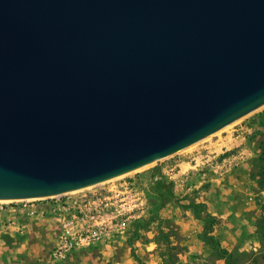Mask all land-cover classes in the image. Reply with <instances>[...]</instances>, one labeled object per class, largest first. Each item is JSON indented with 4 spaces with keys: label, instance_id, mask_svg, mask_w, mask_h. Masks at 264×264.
I'll list each match as a JSON object with an SVG mask.
<instances>
[{
    "label": "water",
    "instance_id": "95a60500",
    "mask_svg": "<svg viewBox=\"0 0 264 264\" xmlns=\"http://www.w3.org/2000/svg\"><path fill=\"white\" fill-rule=\"evenodd\" d=\"M264 106V0H0V200L84 189Z\"/></svg>",
    "mask_w": 264,
    "mask_h": 264
},
{
    "label": "rangeland",
    "instance_id": "374dc122",
    "mask_svg": "<svg viewBox=\"0 0 264 264\" xmlns=\"http://www.w3.org/2000/svg\"><path fill=\"white\" fill-rule=\"evenodd\" d=\"M195 159L199 165L191 168ZM129 178L146 184L145 215L132 220L123 235L78 252L63 263L49 256L44 222L12 213L20 201L0 202V258L8 253L24 264H165L170 259L164 253L172 244L177 247L173 256L179 254L175 264H224L202 238L207 217L212 216L216 219L213 236L224 250L249 254L241 258V264H264V246L255 227L264 201L259 184L264 186V106L190 150L117 180ZM51 198L55 197L36 200ZM5 224L13 225L7 228Z\"/></svg>",
    "mask_w": 264,
    "mask_h": 264
},
{
    "label": "built area",
    "instance_id": "2783aa9c",
    "mask_svg": "<svg viewBox=\"0 0 264 264\" xmlns=\"http://www.w3.org/2000/svg\"><path fill=\"white\" fill-rule=\"evenodd\" d=\"M198 165L195 159V164L190 167ZM95 187L74 194L52 196L55 198L46 202L19 199L18 207L13 208L12 213L22 214L36 223L44 222V241H50L47 246L49 256L54 262L63 263L78 252L123 235L128 224L147 211L148 199L143 181L131 178ZM0 222L3 221L0 219ZM13 224H5L4 227L9 228ZM36 235L35 239H38Z\"/></svg>",
    "mask_w": 264,
    "mask_h": 264
},
{
    "label": "trees",
    "instance_id": "16d2710c",
    "mask_svg": "<svg viewBox=\"0 0 264 264\" xmlns=\"http://www.w3.org/2000/svg\"><path fill=\"white\" fill-rule=\"evenodd\" d=\"M262 182H259L260 187L262 190H264V186L261 184ZM208 222L205 225V231L203 235V241L207 244L211 245V248L213 250L212 255L216 256L217 260L224 261V264H241V258L248 257L249 254L247 253H241L239 250H235L231 253H228L226 250H224L218 241V239L213 236L214 233V222L216 221L215 218L212 216L207 217ZM256 235L259 243L264 246V201L262 200L260 202V216L257 218L256 221ZM177 249L176 246L168 244V253H164V255H168L170 261H167L165 264H175L176 261L179 259V254H176L173 256L172 251ZM251 253L250 255H252Z\"/></svg>",
    "mask_w": 264,
    "mask_h": 264
},
{
    "label": "bare ground",
    "instance_id": "6f19581e",
    "mask_svg": "<svg viewBox=\"0 0 264 264\" xmlns=\"http://www.w3.org/2000/svg\"><path fill=\"white\" fill-rule=\"evenodd\" d=\"M225 128H227V127H225ZM223 129H224V128H223ZM199 142H200V141H199ZM196 144H198V142L195 143L194 145L189 146L188 148H186V149H184V150H182V151L190 150V149L193 148ZM182 151H180V152H182ZM155 162H156V161H155ZM153 163H154V162H153ZM153 163H151V164H153ZM149 165H150V164H149ZM149 165H146V166H149ZM146 166H144V167H146ZM144 167H142V168H144ZM142 168H139V169L134 170V171H132V172L138 171V170H140V169H142ZM132 172H129V173L123 174V175H121V176L115 177V178L110 179V180H107V181H104V182H102V183H100V184H97V185H93V186H90V187H87V188H84V189H80V190L72 191L71 193L80 192V191H83V190H88V189H90V188H93L94 186H98V185L106 184V183H108V182H112V181L117 180V179H119V178H122V177H124V176H126V175H128V174H131ZM36 199H40V198H32V200H36ZM13 201H17V200H0V202H13Z\"/></svg>",
    "mask_w": 264,
    "mask_h": 264
},
{
    "label": "crops",
    "instance_id": "0c3cea01",
    "mask_svg": "<svg viewBox=\"0 0 264 264\" xmlns=\"http://www.w3.org/2000/svg\"><path fill=\"white\" fill-rule=\"evenodd\" d=\"M232 235H234V234H232ZM227 245H229V244H227ZM0 263L1 264H24V261H22L20 258L16 257L14 254L10 255L8 253H3V256L0 258Z\"/></svg>",
    "mask_w": 264,
    "mask_h": 264
}]
</instances>
